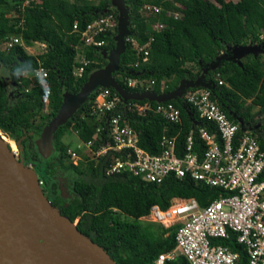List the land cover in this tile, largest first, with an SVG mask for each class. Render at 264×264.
<instances>
[{
	"label": "trees",
	"instance_id": "obj_1",
	"mask_svg": "<svg viewBox=\"0 0 264 264\" xmlns=\"http://www.w3.org/2000/svg\"><path fill=\"white\" fill-rule=\"evenodd\" d=\"M9 1L17 0H0V47L12 37L20 38L22 45L0 49V71H7L10 79L7 82L0 76V131L15 141L18 160L34 167L38 179L45 183L42 190L50 203L70 222L77 220L76 228L80 233L102 247L116 264H154L159 255L175 248L177 226H143L139 219L147 216L153 205L167 209L174 198H193L200 207H206L220 197L221 190L195 184L187 178L168 177L158 185L126 174L107 176L105 169L116 153L92 159L83 156L75 165L61 145L60 137L64 130L72 128L78 140L87 143L101 126L106 139L108 119L121 114L138 133L139 147L149 154L160 153L163 137H175L177 153L181 154L191 134L194 148L201 155L204 144L198 131L204 128L216 133L215 126L201 119L184 98L168 101L180 111V124L169 123L152 110L140 115L127 108V104L147 103L155 107V102L146 100L127 101L96 121L92 107L97 89L73 117L58 128L51 155L42 156L34 145L33 135H39L56 115L63 94L79 92L89 74L106 65L103 53L115 47L117 28L112 34L99 35L96 40L103 45L93 49L83 47L79 33L73 32L74 24L82 31L89 22L102 16L112 14L117 19L118 11L110 0H41L16 9L18 18L12 19L3 11ZM215 1L219 7L207 0H124L130 12V35L126 51L120 56L119 70L113 77L130 92L143 90L129 87V80L152 82L151 91L160 94L175 90L182 80L193 81L202 75L204 86L186 91L209 90L211 99L231 122L239 124L238 120H242L238 136L251 130L264 153V0ZM144 4L162 8L158 17L148 21L161 22L165 26L163 30L155 32L149 27L140 12ZM175 11L182 14L179 19L168 15ZM130 40L139 46L149 43L146 61H143V53L138 55L132 49ZM34 43L46 45L47 51L38 56L27 54L24 47L29 48ZM256 44L260 54H248L239 61L233 58L232 48ZM78 47H82L89 61L80 78L73 75L75 58L80 52ZM26 61L47 72L46 83L51 89L48 107L52 112L39 125H34L33 119L43 107V87L36 83L29 87V81L22 75L19 78L12 75L15 66ZM110 92L117 94L111 89ZM98 147L96 144L93 152ZM258 181H264V170ZM114 210L131 221L115 219ZM235 239L231 234L229 239L213 243L237 253V264H248L244 246ZM166 264L188 263L178 256Z\"/></svg>",
	"mask_w": 264,
	"mask_h": 264
},
{
	"label": "built area",
	"instance_id": "obj_2",
	"mask_svg": "<svg viewBox=\"0 0 264 264\" xmlns=\"http://www.w3.org/2000/svg\"><path fill=\"white\" fill-rule=\"evenodd\" d=\"M30 2L35 1L30 0L26 5ZM161 11L160 6L152 4H144L140 10L155 32L163 30L164 24L159 21L151 23L148 19L158 17ZM168 15L174 19L182 16L178 11ZM116 28L117 19L109 14L89 22L82 31L74 24L73 32L79 33L83 47L95 49L103 45L96 40L97 37L105 33L112 34ZM130 41L136 54L143 53V61H146L149 43L139 46L133 40ZM14 45H22L21 39L12 37L1 44L4 50H9ZM77 49L80 52L75 58L73 75L80 78L89 61L85 59L82 47ZM39 69L43 70L41 75L46 80L47 72L43 68ZM34 77L31 85L36 83L42 87L39 78ZM218 83L221 85L222 81ZM152 85L149 81H128L129 87L143 91H151ZM161 87H164L163 83ZM48 98L44 94L43 104L49 102ZM182 98L195 109L201 119L211 122L216 128V133L199 129V138L204 144L201 155L194 148L191 134L181 154L177 153L175 137H163L160 153L149 154L139 147L138 133L121 114L108 119L106 139L103 137V128L98 126L90 141L84 143L78 140L66 153L75 165L80 161L79 155L83 149L96 157L116 153L117 156L105 169L107 176L126 174L158 185L168 177L179 180L187 178L195 184L221 190L220 197L203 208L193 198H174L165 210L157 205L150 208L149 214L145 216L149 221L164 228L177 226L175 248L159 255L154 264H166V261L178 256L184 257L188 264H237V253L227 246L213 243L214 240H227L231 234L236 236L237 244L244 246L248 264H264V181H258L264 170V153L252 131H244L238 136L241 131L239 124L226 117L211 99L209 90H189ZM124 104L118 94L112 95L110 89L99 88L92 111L98 121L107 112ZM127 108L140 115L152 110L169 123H181L180 111L170 102L156 103L154 108L149 103L127 104ZM96 144L99 147L93 152ZM38 185L42 189L45 187L43 180L38 179Z\"/></svg>",
	"mask_w": 264,
	"mask_h": 264
},
{
	"label": "water",
	"instance_id": "obj_3",
	"mask_svg": "<svg viewBox=\"0 0 264 264\" xmlns=\"http://www.w3.org/2000/svg\"><path fill=\"white\" fill-rule=\"evenodd\" d=\"M110 1L118 11L115 47L103 53L106 65L90 73L79 92L63 94L56 115L39 135H33L34 145L44 157H49L53 151L58 128L65 125L99 88L113 90L123 103L142 100L165 103L181 99L187 89L204 86L202 75L193 81L182 80L175 90L160 94L130 92L119 85L113 74L119 70L120 56L126 51L130 12L124 0ZM231 52L238 61L248 54L261 53L258 46L251 45L236 46ZM238 123L241 126L242 120ZM8 147L0 140V264H116L102 247L60 214L38 185L34 167L17 160Z\"/></svg>",
	"mask_w": 264,
	"mask_h": 264
},
{
	"label": "rangeland",
	"instance_id": "obj_4",
	"mask_svg": "<svg viewBox=\"0 0 264 264\" xmlns=\"http://www.w3.org/2000/svg\"><path fill=\"white\" fill-rule=\"evenodd\" d=\"M29 1L30 0H17V1H13V2L9 1L8 6H6L3 11L5 12V15L9 18H12V19L18 18V14L15 12V10L16 9H22V7L24 5H26ZM34 1L35 2H41V0H34ZM207 1L214 4L217 7L220 6L215 0H207ZM225 1L237 2L238 0H225ZM247 46H249V45H247ZM255 46H258V45L256 44ZM24 48H28V47H24ZM0 49H2V47H0ZM132 49L134 50L133 45H132ZM25 51L29 55L38 56V55L45 53L47 51V48H46V45H44V44L34 43V44H32L31 47H29ZM0 76L4 77L6 79V81L8 80L7 82L10 81L9 73L7 71L1 70ZM21 77H23L24 79L29 81V83H30L29 87L32 86L31 83H32V81H34L33 78H35L33 73H25ZM11 87L13 89H15L13 85H11ZM11 87H9L10 92H11ZM27 90H28V87H27ZM255 111H257V108L255 109ZM51 112L52 111L48 107V103L43 104V107H42L40 114L36 118L33 119V124L39 125L40 123L44 122L46 119H48L50 117ZM0 134H1V136H4V138H2V139L4 140L5 143H7L9 145V147H8L9 150L15 154V158L18 160L19 151H18V148L16 146L15 141L10 139L7 135L2 133L1 131H0ZM60 143H61V145H63L65 147L66 150L71 148V147H74L75 144L78 143V138H77L76 132L72 128H68L67 130H64L61 137H60ZM83 156H85L89 159H92L93 156L95 158H97L93 153H91L87 149L81 150L80 155H79L80 160H83ZM32 165H34V164H32ZM61 190L63 191V188H61ZM113 217L117 220L124 221V222L131 221L130 218L124 216L122 213H120L116 210L113 211ZM149 220H150L149 218L143 217V218L139 219V222L143 226H148V225H153V227L156 226V224H152V222ZM74 224H77V220L74 222ZM156 227H158V226H156Z\"/></svg>",
	"mask_w": 264,
	"mask_h": 264
},
{
	"label": "clouds",
	"instance_id": "obj_5",
	"mask_svg": "<svg viewBox=\"0 0 264 264\" xmlns=\"http://www.w3.org/2000/svg\"><path fill=\"white\" fill-rule=\"evenodd\" d=\"M29 72L33 73L35 76H37L39 78L40 83L43 87L45 96L46 97L50 96L51 95V89H50V87L47 86L46 80L44 79V76L41 75L43 70L34 68L30 61H26L23 64H19V65L15 66V69L12 72V75L19 78L21 75H23L25 73H29Z\"/></svg>",
	"mask_w": 264,
	"mask_h": 264
},
{
	"label": "bare ground",
	"instance_id": "obj_6",
	"mask_svg": "<svg viewBox=\"0 0 264 264\" xmlns=\"http://www.w3.org/2000/svg\"><path fill=\"white\" fill-rule=\"evenodd\" d=\"M0 136H1V134H0ZM0 140H1V142H3L4 144H7V143L4 142V140L2 139V137H0ZM7 145H8V144H7Z\"/></svg>",
	"mask_w": 264,
	"mask_h": 264
},
{
	"label": "crops",
	"instance_id": "obj_7",
	"mask_svg": "<svg viewBox=\"0 0 264 264\" xmlns=\"http://www.w3.org/2000/svg\"><path fill=\"white\" fill-rule=\"evenodd\" d=\"M28 49V48H25V50Z\"/></svg>",
	"mask_w": 264,
	"mask_h": 264
},
{
	"label": "flooded vegetation",
	"instance_id": "obj_8",
	"mask_svg": "<svg viewBox=\"0 0 264 264\" xmlns=\"http://www.w3.org/2000/svg\"><path fill=\"white\" fill-rule=\"evenodd\" d=\"M30 165H32V164H30Z\"/></svg>",
	"mask_w": 264,
	"mask_h": 264
}]
</instances>
